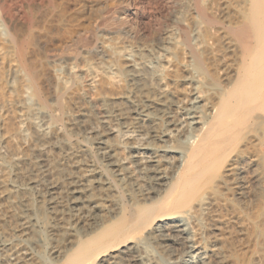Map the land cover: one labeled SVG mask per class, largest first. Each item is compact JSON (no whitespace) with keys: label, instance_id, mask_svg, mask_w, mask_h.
Listing matches in <instances>:
<instances>
[{"label":"bare ground","instance_id":"1","mask_svg":"<svg viewBox=\"0 0 264 264\" xmlns=\"http://www.w3.org/2000/svg\"><path fill=\"white\" fill-rule=\"evenodd\" d=\"M46 1L0 0V264H229L264 199L262 154L239 146L264 123V0L195 2L156 49L122 44L102 2L40 47L57 89L29 49Z\"/></svg>","mask_w":264,"mask_h":264},{"label":"rangeland","instance_id":"2","mask_svg":"<svg viewBox=\"0 0 264 264\" xmlns=\"http://www.w3.org/2000/svg\"><path fill=\"white\" fill-rule=\"evenodd\" d=\"M198 1L201 4L203 3V5L210 4L211 2L214 3V5H217L218 3V0H210V2H208L209 0H48V2L46 1L44 3L46 5L43 4L42 8H40V6L35 9V24L33 26V31H31L28 35L29 49L32 51L31 54L33 58L39 62L40 71L42 74L44 73L43 76H47L46 78L49 80L51 88L57 89L59 86L58 84H60V81H62V78L65 76V70H63V67L58 66L56 67V70L58 69L57 71H52V69H50L51 66L43 57V49L40 47H44V45L45 47L52 46L56 44L59 39L63 38V36L66 37L67 34H69V32L73 31L74 29H80L87 26L89 27L90 24L95 23L98 17L97 11L102 2L105 3L107 15L113 21L116 20V22L122 28L123 34H121V38L124 39L122 40L120 38L122 44L126 46L129 45L132 48L146 46L148 49H150V47L151 49H156V47L159 45L158 41L160 40V43L161 40H163V38L166 36V33L169 31L168 29H170L174 24L175 18L189 19L196 16V14L192 11V7L194 6L193 4L195 2L198 3ZM193 14H195V16H193ZM112 20L111 24L109 25L110 30L114 29ZM3 26L4 25L2 24L0 26V33H2L0 36L2 37H4L7 32L6 28ZM111 35L112 36L106 40V44L108 45H112L114 42L113 34ZM157 36L159 38H157ZM142 44L144 45L142 46ZM0 66H2L1 62ZM76 71L77 69H75L74 72ZM76 73L80 74V71ZM26 98H28L27 102L29 101L30 105L35 103L34 98L31 97L30 94H27ZM263 105L264 104H261L259 107H257L256 110L258 113L260 112L264 114V108L262 107ZM36 122L39 125H42V121L40 119H36ZM257 124H252L249 128L250 130L247 129L248 132H244L245 134L243 135L239 146L240 148L243 146L245 150L250 149L256 151L257 149V151L260 152H256L259 153V155L262 154L261 157H263L264 160V123ZM46 130L49 132L50 127L46 128ZM85 135L88 137L91 135V133L80 130V132L78 131L73 137H76L75 139H82V137ZM247 137L255 138L253 142L254 144L252 146L248 143L247 144L249 146H247ZM87 139V146L91 145L89 149L91 148L90 150H93L94 152V143L91 142L90 138ZM242 141H244L246 145ZM33 195L35 196L34 193ZM123 202H126L125 197L123 198ZM263 212L264 199L262 204L254 205L244 210L243 219L245 223H243V233L237 232L236 234L234 232L232 237L229 238L230 241L228 240V244L231 249L229 264H264ZM232 224L233 223H231V225ZM234 225L235 224H233V227L231 226V228H236V225ZM41 229L46 232V228L44 226H41ZM42 247L41 249L43 253L47 255L50 244H45Z\"/></svg>","mask_w":264,"mask_h":264}]
</instances>
